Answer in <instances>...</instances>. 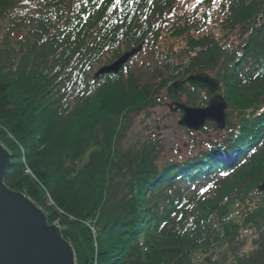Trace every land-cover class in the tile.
Segmentation results:
<instances>
[{
  "label": "trees",
  "instance_id": "obj_1",
  "mask_svg": "<svg viewBox=\"0 0 264 264\" xmlns=\"http://www.w3.org/2000/svg\"><path fill=\"white\" fill-rule=\"evenodd\" d=\"M140 46L145 63L94 80ZM201 73L229 136L162 164L153 111ZM187 86L168 97L206 106ZM0 143L5 184L75 219L77 264H264V0H0Z\"/></svg>",
  "mask_w": 264,
  "mask_h": 264
},
{
  "label": "water",
  "instance_id": "obj_2",
  "mask_svg": "<svg viewBox=\"0 0 264 264\" xmlns=\"http://www.w3.org/2000/svg\"><path fill=\"white\" fill-rule=\"evenodd\" d=\"M140 49L125 54L95 76L117 75ZM214 96L205 109H191L175 104L173 112L182 111L180 126L199 132L207 122L219 130L226 127L227 104L218 94L219 83L206 74L189 79ZM184 83H176L169 93L178 94ZM12 166L11 154L0 144V264H76L75 251L59 228L48 223L46 215L23 194L7 188L4 183ZM264 191V183L261 186Z\"/></svg>",
  "mask_w": 264,
  "mask_h": 264
},
{
  "label": "rangeland",
  "instance_id": "obj_3",
  "mask_svg": "<svg viewBox=\"0 0 264 264\" xmlns=\"http://www.w3.org/2000/svg\"><path fill=\"white\" fill-rule=\"evenodd\" d=\"M146 59H147L146 55H139L136 59L133 60V63L135 64V66L141 65V63L146 62ZM180 118H181V115L179 113L172 114L168 111V108L166 106H159V107L154 109L153 116H152L150 122L148 123V124H150L151 127H153V130H155L161 138H164L165 145L167 146V154L165 155V159H163V161L161 162L162 164L165 163L166 160H168V161L177 160V159H180V157H182V159H185L183 157H185L186 155L189 156L188 154H190L192 152H194V154H193L194 156L198 155V153L201 151V147H202L200 144H198V142H203V140H207V139L211 138L208 136V134L203 135V136H196L193 138L187 137L185 135V132L183 130H181V128H179L177 125V122L180 120ZM142 130H143L142 128L141 129L138 128V129L134 130L135 135H137V133H139ZM212 135H213V138L218 136L214 132H212ZM192 146H196V147L192 150V148H191ZM26 173L28 175L32 176V173L28 169H26ZM7 188L10 189L8 186H7ZM11 191H13V190H11ZM14 192H16V191H14ZM188 192H189V190H188ZM16 193H20V192H16ZM20 194H23L25 197H27L29 200H31V198H29L26 194H24V193H20ZM31 201L33 202V204L37 208H39L33 200H31ZM47 205L48 204L46 203L47 208H53L56 211L59 210L53 204H49L51 207L47 206ZM58 212H59L58 213L59 215L57 216V220L53 224H50L49 221H48V223L51 226L54 225L57 228H59L61 233H62L68 229V226L66 225L65 219L68 220L67 222L75 221V219L72 218L71 216L61 212V211H58ZM46 217H47V215H46ZM47 219H48V217H47ZM84 224L86 225V223H84ZM75 256H76V254H75ZM76 264H77V262H76Z\"/></svg>",
  "mask_w": 264,
  "mask_h": 264
},
{
  "label": "snow or ice",
  "instance_id": "obj_4",
  "mask_svg": "<svg viewBox=\"0 0 264 264\" xmlns=\"http://www.w3.org/2000/svg\"><path fill=\"white\" fill-rule=\"evenodd\" d=\"M117 2H119V0H117ZM224 175H227V173H224ZM202 191H207V189H203Z\"/></svg>",
  "mask_w": 264,
  "mask_h": 264
},
{
  "label": "bare ground",
  "instance_id": "obj_5",
  "mask_svg": "<svg viewBox=\"0 0 264 264\" xmlns=\"http://www.w3.org/2000/svg\"><path fill=\"white\" fill-rule=\"evenodd\" d=\"M5 148V147H4ZM9 173V172H8ZM8 175V174H7ZM7 177V176H6ZM4 183H5V180H4Z\"/></svg>",
  "mask_w": 264,
  "mask_h": 264
}]
</instances>
